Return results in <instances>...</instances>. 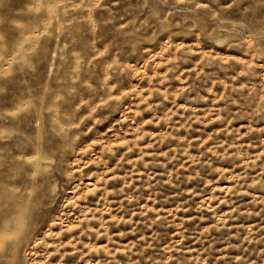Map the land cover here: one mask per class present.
<instances>
[{
	"label": "rangeland",
	"instance_id": "rangeland-1",
	"mask_svg": "<svg viewBox=\"0 0 264 264\" xmlns=\"http://www.w3.org/2000/svg\"><path fill=\"white\" fill-rule=\"evenodd\" d=\"M0 264H264V0H0Z\"/></svg>",
	"mask_w": 264,
	"mask_h": 264
},
{
	"label": "snow or ice",
	"instance_id": "snow-or-ice-1",
	"mask_svg": "<svg viewBox=\"0 0 264 264\" xmlns=\"http://www.w3.org/2000/svg\"><path fill=\"white\" fill-rule=\"evenodd\" d=\"M205 7H206V5H205Z\"/></svg>",
	"mask_w": 264,
	"mask_h": 264
}]
</instances>
